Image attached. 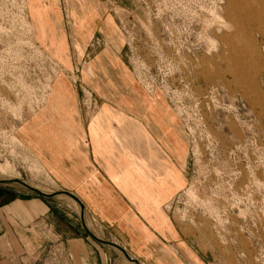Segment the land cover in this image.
Returning <instances> with one entry per match:
<instances>
[{
  "label": "rangeland",
  "instance_id": "rangeland-1",
  "mask_svg": "<svg viewBox=\"0 0 264 264\" xmlns=\"http://www.w3.org/2000/svg\"><path fill=\"white\" fill-rule=\"evenodd\" d=\"M95 51L112 55L144 100L163 99L180 138L159 234L133 245L95 219L90 228L141 264H264V0H0V176L59 189L32 154L47 144L28 120L56 78L70 70L79 84L82 66L92 72ZM49 201L76 216L73 200ZM84 238L91 258L77 252L69 264H135ZM55 249L45 246L46 264H61Z\"/></svg>",
  "mask_w": 264,
  "mask_h": 264
},
{
  "label": "crops",
  "instance_id": "crops-1",
  "mask_svg": "<svg viewBox=\"0 0 264 264\" xmlns=\"http://www.w3.org/2000/svg\"><path fill=\"white\" fill-rule=\"evenodd\" d=\"M45 36L49 42L58 40L50 33ZM70 41L74 45L77 39ZM58 54L72 59L69 51ZM86 63L92 72H83L82 66L81 83L70 78V70L69 76L56 78L51 96L34 115L38 117L34 126V116L28 120L35 130L34 141L47 144L46 150L33 148L32 154L59 189L43 191L21 179L51 193L43 195L19 182L5 181L18 178L15 175L0 176V264H46L49 255L43 258V251L48 243L59 252L61 264L73 263L72 254L77 252L78 260L85 263L91 257L81 248L84 236H97L89 218L133 245L145 243L144 236L157 235L155 229L164 228L158 226L159 212L178 183L176 124L167 122L163 99L144 100L112 55L95 51ZM62 197L76 202V216L49 201Z\"/></svg>",
  "mask_w": 264,
  "mask_h": 264
},
{
  "label": "water",
  "instance_id": "water-1",
  "mask_svg": "<svg viewBox=\"0 0 264 264\" xmlns=\"http://www.w3.org/2000/svg\"><path fill=\"white\" fill-rule=\"evenodd\" d=\"M5 181H15V182H19V183H21V184L24 185V186H27V187L32 188V187H31L30 185H28L25 181H23V180H21V179H19V178L5 179ZM32 189L36 190L38 193L43 194V195H51V193H46V192H43V191H41V190H39V189H36V188H32ZM66 193L69 194L68 192H66ZM70 195H71L73 198H75V199L77 200V198H76L75 196H73L72 194H70ZM91 236H92L95 240H97V241H99V242H102V243H105V244H109V245H112V246L118 248V249L124 254V256H125L129 261H131V262H133V263H135V264H141L136 258L131 257V256L127 253V251H126L123 247H121L120 245H118V244H116V243H114V242H110V241H107V240H105V239L99 238V237H97L96 235H94V234H92V233H91Z\"/></svg>",
  "mask_w": 264,
  "mask_h": 264
},
{
  "label": "bare ground",
  "instance_id": "bare-ground-1",
  "mask_svg": "<svg viewBox=\"0 0 264 264\" xmlns=\"http://www.w3.org/2000/svg\"><path fill=\"white\" fill-rule=\"evenodd\" d=\"M130 255V254H129ZM132 257V256H131Z\"/></svg>",
  "mask_w": 264,
  "mask_h": 264
}]
</instances>
